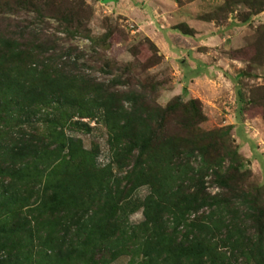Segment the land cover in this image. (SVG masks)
<instances>
[{"label": "trees", "instance_id": "trees-1", "mask_svg": "<svg viewBox=\"0 0 264 264\" xmlns=\"http://www.w3.org/2000/svg\"><path fill=\"white\" fill-rule=\"evenodd\" d=\"M57 1L12 32L0 15V264H264V203L236 186L244 174L229 127L202 130L195 99L159 105L146 64L110 62L112 33L90 37L81 9ZM50 19L55 33L88 41V59L45 33ZM51 106L98 113L108 162L45 120ZM139 186L141 220L130 224L124 205Z\"/></svg>", "mask_w": 264, "mask_h": 264}, {"label": "rangeland", "instance_id": "rangeland-1", "mask_svg": "<svg viewBox=\"0 0 264 264\" xmlns=\"http://www.w3.org/2000/svg\"><path fill=\"white\" fill-rule=\"evenodd\" d=\"M46 3V0H0V15L7 17V22L5 21L3 24L2 20L1 26L6 27L8 32H12L16 26L24 25L27 22H38L40 17H37L35 9L39 12L40 9H46ZM116 4H118V1ZM53 6L59 9L65 8V13L72 10L74 12L80 8L82 11L79 12L81 23L86 27L88 35L92 38L111 32L112 34L107 41L109 44L104 48L105 57L110 62L131 63L137 72L139 65L146 64L148 68L143 70L141 75L152 78L159 83L160 89L156 101L161 106L165 104L167 95L162 92L172 88L170 87L172 83L171 68L164 64L158 51L153 47L151 48L150 43L145 40L147 38L141 35L137 36L134 21L129 19L131 17L128 18L125 14V16L119 14L121 12H110L103 0H58ZM126 6L128 5L126 4ZM236 6L239 8H236ZM207 7L210 10L205 17L213 18L219 23L235 9L238 18L253 14L264 7V0H217V2L209 4ZM42 22H45V20L42 19ZM47 23L50 28H47L46 34L60 38L62 41L59 42V45L63 46L64 49L77 46L78 51L85 55L84 59H88L89 44L87 40L77 36H66L62 32L55 33L54 27L57 26V23L52 19ZM41 27L39 23L37 28L40 29ZM148 42L150 41L148 40ZM246 45L247 48L244 51H238L245 64L233 81L234 104H227L228 101L225 103L227 107L231 105L234 108L230 110L229 108L209 107L206 112L202 111L201 108L205 121L200 124V128L208 131L219 127H229L230 144L236 148L240 157L238 170L244 174V177L236 186L253 194L255 193L258 199L264 203L263 25H256L252 29V33L247 37ZM247 59L249 60L246 61ZM91 60L93 59L91 58ZM88 63L90 64V60ZM241 71L245 74L242 75ZM95 75L98 76L97 73ZM237 99L241 100L237 103ZM43 118L45 120L55 119L52 122L61 128L65 135L80 140L83 148L93 151L98 165L108 162L107 133L98 113L94 114L92 118L86 119L81 118L74 108L51 106L45 109ZM49 121L34 124L33 131L37 134L45 133ZM210 191L213 192L215 189L211 188ZM146 193V186H139L132 191L129 200L124 205L125 213L127 211L125 218L128 223L136 224L141 220L139 202ZM110 264L144 263L140 257L133 256L130 260L129 256H120Z\"/></svg>", "mask_w": 264, "mask_h": 264}, {"label": "crops", "instance_id": "crops-1", "mask_svg": "<svg viewBox=\"0 0 264 264\" xmlns=\"http://www.w3.org/2000/svg\"><path fill=\"white\" fill-rule=\"evenodd\" d=\"M103 1L110 12L131 17L137 36L147 38L171 68L172 90L162 92L167 101L195 99L204 112L234 108L233 81L245 64L238 51L246 48L252 29L264 25V10L242 21L235 9L217 23L205 17L217 0Z\"/></svg>", "mask_w": 264, "mask_h": 264}]
</instances>
